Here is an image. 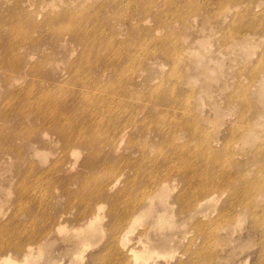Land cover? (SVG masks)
<instances>
[{"label":"rangeland","instance_id":"rangeland-1","mask_svg":"<svg viewBox=\"0 0 264 264\" xmlns=\"http://www.w3.org/2000/svg\"><path fill=\"white\" fill-rule=\"evenodd\" d=\"M151 201L135 264H264V0H0V264H131Z\"/></svg>","mask_w":264,"mask_h":264},{"label":"bare ground","instance_id":"bare-ground-1","mask_svg":"<svg viewBox=\"0 0 264 264\" xmlns=\"http://www.w3.org/2000/svg\"><path fill=\"white\" fill-rule=\"evenodd\" d=\"M146 10V7L144 8V11ZM88 13L90 14L91 11H88ZM96 19V17L94 16V14H90L88 15L85 20H88L89 18H93ZM93 23H90V24H87V23H84V28H83V40L85 41H88L92 36H95V35H98L101 31H99V28L97 27V24H96V21H91ZM65 24L67 25H71L74 27V29L76 28V32H78L79 30V27L81 26V17H80V14L79 13H68L66 15V22ZM237 24H239L237 22ZM54 29H57V28H54ZM73 29V30H74ZM241 28L235 26V28H233L234 31H239ZM73 32V31H72ZM27 38V37H25ZM111 41L113 40V38L110 39ZM18 54V50L17 49H14L12 52H11V59L12 60H16L15 59V55ZM88 56V55H87ZM86 56V57H87ZM92 102H94V99L92 100ZM104 102V101H103ZM98 107V106H97ZM103 117V115H102ZM81 135H78L77 136V139L78 140H81L80 138ZM86 138H90L91 136H88V135H85ZM164 136H166V140H168L171 136V134H165ZM67 140H69L67 137H66ZM173 167H176L173 166ZM209 195V191L206 192V196ZM165 198V196H162L160 195V200L163 201ZM202 199H206L204 196ZM213 198L212 197H209L208 200L211 201ZM207 200V201H208ZM99 206V205H98ZM98 206L96 207L95 209V213L97 211V208ZM153 207V201L149 202L148 204L145 205L144 209L141 210V211H137L135 208L132 209L130 211V208H127L125 209V211L123 213H118L116 211V209H113V212L115 215H119V221L123 224V225H126L127 222V226L124 228V231H123V243L129 247V249H131V252H134V259L135 260H132L131 261V264H135V261H137V257H142L145 261H147L149 259V257L156 251L154 249H151V247H147L145 244L141 245V247H138L137 245L140 244L142 242L141 240V237H139L138 239H136V244L137 245H129L127 243L128 240H133L134 237L132 236V233L133 231H131V228H132V224L135 223L136 221L139 220V218L144 214V213H147L149 211L150 208ZM163 216L162 213H159L158 214V218H161ZM95 218V215H92L91 217H88L85 219V223L87 224L86 225V231H82V232H78V231H81L83 226H79L75 229H77L78 231H76V234H77V237L79 239V241L81 243H85L86 242V238L88 236H91L93 235V233L97 232L98 230V226L95 225L93 219ZM62 226L63 224H58L57 225V230H62ZM210 235L211 233H208V236L207 234H204L205 237H208V239L210 238ZM227 238L230 239V241L233 242V239H232V235L231 234H225ZM168 245V243H166ZM252 252H254L252 250ZM219 253L218 254V257L217 259L224 263V264H243L245 261H244V257L241 256L242 254V250L238 247L237 244H232L229 248H228V252L225 253V254H222L220 252H217ZM234 256V258H232ZM4 257V256H1V258ZM229 259H232L233 262H228ZM248 261V260H247ZM194 264V263H192ZM258 264H261L260 262H258Z\"/></svg>","mask_w":264,"mask_h":264}]
</instances>
